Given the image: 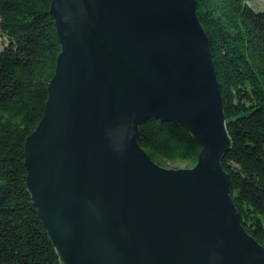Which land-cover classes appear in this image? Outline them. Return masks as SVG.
Returning <instances> with one entry per match:
<instances>
[{
	"label": "water",
	"instance_id": "obj_1",
	"mask_svg": "<svg viewBox=\"0 0 264 264\" xmlns=\"http://www.w3.org/2000/svg\"><path fill=\"white\" fill-rule=\"evenodd\" d=\"M59 50L23 142L24 184L60 264H264L220 160L222 96L195 0H49ZM150 118L198 143L155 163Z\"/></svg>",
	"mask_w": 264,
	"mask_h": 264
},
{
	"label": "trees",
	"instance_id": "obj_2",
	"mask_svg": "<svg viewBox=\"0 0 264 264\" xmlns=\"http://www.w3.org/2000/svg\"><path fill=\"white\" fill-rule=\"evenodd\" d=\"M49 0H0V264H60L24 184L23 142L41 116L59 50ZM222 96L229 147L220 163L246 230L264 246V10L195 0ZM137 141L157 164L192 166L198 143L150 118Z\"/></svg>",
	"mask_w": 264,
	"mask_h": 264
},
{
	"label": "rangeland",
	"instance_id": "obj_3",
	"mask_svg": "<svg viewBox=\"0 0 264 264\" xmlns=\"http://www.w3.org/2000/svg\"><path fill=\"white\" fill-rule=\"evenodd\" d=\"M246 3L254 10H264V0H246ZM7 43L6 37L0 34V48ZM181 164H177L174 167H181ZM172 167V166H171Z\"/></svg>",
	"mask_w": 264,
	"mask_h": 264
}]
</instances>
